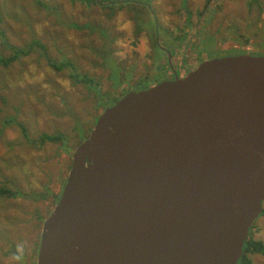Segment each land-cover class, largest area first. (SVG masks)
Here are the masks:
<instances>
[{
    "label": "water",
    "instance_id": "1",
    "mask_svg": "<svg viewBox=\"0 0 264 264\" xmlns=\"http://www.w3.org/2000/svg\"><path fill=\"white\" fill-rule=\"evenodd\" d=\"M264 203V58L202 62L98 115L36 264H238Z\"/></svg>",
    "mask_w": 264,
    "mask_h": 264
},
{
    "label": "rangeland",
    "instance_id": "2",
    "mask_svg": "<svg viewBox=\"0 0 264 264\" xmlns=\"http://www.w3.org/2000/svg\"><path fill=\"white\" fill-rule=\"evenodd\" d=\"M187 1L195 11L193 21L199 23V31H190L191 35L207 33L217 54L243 51L264 58V0ZM108 2L0 0V57L10 56L11 47L29 50L34 40L43 46L0 68V188L15 194L0 195V264H18L13 247L19 263L25 264L23 254L30 255L39 241L42 225L64 186L72 153L108 107L105 101L120 94L109 88L113 72L142 60L146 47L139 39L154 36L159 20L154 8L161 9L164 20L174 25L187 18L182 0H124L116 6ZM99 3H106L109 10ZM201 10L207 23L205 16L199 20ZM237 25L250 33H256L255 28L256 38L239 36L234 32ZM161 37L166 39L165 30ZM68 61L75 70L54 68ZM83 75L92 81L78 82ZM99 81L106 94L97 93ZM99 102L105 104L99 107ZM23 129L30 138L61 133L66 142L37 148L24 138ZM33 192L46 198L35 201ZM251 231L253 239L264 244V216H259ZM247 259L243 264H264L260 254Z\"/></svg>",
    "mask_w": 264,
    "mask_h": 264
},
{
    "label": "flooded vegetation",
    "instance_id": "3",
    "mask_svg": "<svg viewBox=\"0 0 264 264\" xmlns=\"http://www.w3.org/2000/svg\"><path fill=\"white\" fill-rule=\"evenodd\" d=\"M182 1L184 4L183 8H185V12L187 13V18L179 25H174V21L166 22L163 18L162 10L158 8H154L156 9V13L159 16L158 25L156 26L155 24L154 36L152 39H146V38L139 39L140 44L146 47V52L144 53L142 60H135L136 62L131 63L127 66H122V67L118 66L119 68L118 67L116 68L115 70L116 72L115 71L113 72L115 78H113L114 76L113 75L111 78L112 80L111 87L109 86V88L110 90L112 89L116 91L118 90L120 94L117 97H113V98L109 97L108 100L105 101V103L108 104V107L112 106L115 102L121 99L128 92L146 90L163 81H174L176 79H182L191 71L196 69V67L199 66L202 62H205L207 60L221 58V57H228L230 55L237 56V55L245 54V52L243 51H236V52L234 51L235 54L233 51H227L226 53L223 54H217L214 46L212 47L210 45V40L208 38L209 36L207 37L206 35L207 33L202 32L201 36H197V37H195L194 32L191 35L190 31H194V30L199 31V27H198L199 23L195 24V22L193 21L192 18L195 14V11L193 12V10L190 7H188V1L187 0H182ZM109 2L112 3L113 6H116L115 5L116 3L121 5L122 4L121 2H124V0H122L119 3L115 0H109ZM142 4L145 3L141 2L140 5ZM139 7L142 8V6ZM252 8H253V12L251 13L252 18L256 19L258 17L256 16L257 14L254 11L256 6L252 5ZM204 12H205L204 10H201V12H199V20L201 21L202 18L205 16L203 22L207 23V20L205 19L207 15H205ZM206 26H208V24H206ZM161 30H165L167 36L166 39H163L161 37ZM176 30L180 31L178 35H175L174 33V31ZM249 30L250 29H246L244 31L243 27L241 28V26L239 25H237V29L234 28V32L237 31L239 33L238 34L239 36H243L244 34L246 36L248 35L247 38L248 37L256 38L257 30L254 28L255 30L254 32L256 33H252V32L250 33ZM209 33H211V31ZM103 86H104L103 83L99 81L97 84V89L99 94H106L105 90L103 89ZM105 103L99 102L98 105L100 107ZM61 191L62 189L57 194L55 205L61 194ZM34 229L37 230L36 227ZM39 242H40V237H39V241L34 243V248L31 250V254L30 255L23 254L25 264H36ZM14 249L15 248L13 247L12 249L13 257L14 259H17L18 264H20L19 258H17L16 255V250Z\"/></svg>",
    "mask_w": 264,
    "mask_h": 264
},
{
    "label": "trees",
    "instance_id": "4",
    "mask_svg": "<svg viewBox=\"0 0 264 264\" xmlns=\"http://www.w3.org/2000/svg\"><path fill=\"white\" fill-rule=\"evenodd\" d=\"M94 3L96 5L98 4L97 2H94ZM99 4L105 10H107V11L109 10L108 6H106V3H99ZM29 47H30V49L25 50V51H23L22 49H16L15 47H11L10 49H11L12 53L10 56L0 57V68L1 67L7 68L11 64H13L17 60H19V58H21L22 56L28 55L30 52H32V49H36V48L42 49L43 48V46L37 40L32 41V43L29 45ZM66 66H70L73 68V70H75L74 66L72 65V63L70 61H68L65 64H62L61 66H55L54 68L56 70H62ZM81 78L82 79L79 80L78 82H84V83L88 84V82L92 81V79L88 78L85 75L81 76ZM97 93H99V92L97 91ZM22 132H23V135L25 136L24 138L37 148L38 147L41 148L47 144H61L63 142H66L64 140V135L61 133H56V134L41 133L35 138H30L24 129L22 130ZM0 195L1 196H7L10 198V197H13L15 194L12 193V191L8 188L7 189L6 188H0ZM33 196H34L35 201L42 200V198H46V195H44L43 193L39 194V193L33 192ZM261 216H264V210H263ZM252 227L250 229L249 236L244 243L243 255H242L238 264H243L245 262L247 263L248 262L247 257L250 254H260V255L264 256V244L261 241H257L255 239H253L252 231H251Z\"/></svg>",
    "mask_w": 264,
    "mask_h": 264
}]
</instances>
